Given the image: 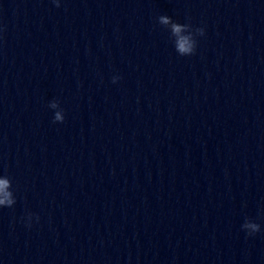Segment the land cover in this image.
<instances>
[{
    "label": "clouds",
    "instance_id": "obj_1",
    "mask_svg": "<svg viewBox=\"0 0 264 264\" xmlns=\"http://www.w3.org/2000/svg\"><path fill=\"white\" fill-rule=\"evenodd\" d=\"M57 7H59V0H53ZM158 22L161 25L169 26L171 36L174 38L175 50L180 56H190L195 53L197 46V36L204 35L203 28H193L191 23L181 24L179 22H174L170 16L161 15L158 17ZM119 77H113V83H116ZM49 107L56 109L54 112L53 122L62 123L64 121L63 110L60 109L59 103L57 101H52L49 104ZM12 187V182L8 176H0V207H12L15 203V197L13 193L9 191ZM37 221L39 217H36ZM28 226H31L32 214L29 213L28 217ZM241 228L249 236H253L256 233L260 232V224L254 222L250 219H245L244 223L241 225Z\"/></svg>",
    "mask_w": 264,
    "mask_h": 264
}]
</instances>
